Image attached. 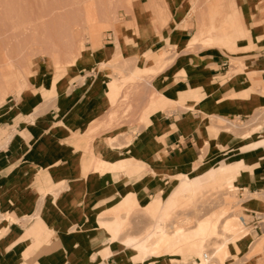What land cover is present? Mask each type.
I'll return each mask as SVG.
<instances>
[{"label":"crops","instance_id":"0c3cea01","mask_svg":"<svg viewBox=\"0 0 264 264\" xmlns=\"http://www.w3.org/2000/svg\"><path fill=\"white\" fill-rule=\"evenodd\" d=\"M187 1L138 0L121 23L124 46L111 32L80 57L98 70L65 72L55 90L40 77L0 105V264H166L161 256L175 255L178 238L206 240L200 228L156 229L180 202L209 184L227 187V178L264 193V125L233 132L218 124L264 108V0H207L197 25ZM166 51L142 89L144 121H110L111 87L121 95L125 87L116 90L113 64H104L122 56L132 73L146 57L155 69ZM245 205L250 229L225 242L234 254L264 234L252 215L264 212V197ZM242 225L240 216L229 231Z\"/></svg>","mask_w":264,"mask_h":264},{"label":"rangeland","instance_id":"374dc122","mask_svg":"<svg viewBox=\"0 0 264 264\" xmlns=\"http://www.w3.org/2000/svg\"><path fill=\"white\" fill-rule=\"evenodd\" d=\"M137 3L138 0H0V61L3 60L2 65L0 62V105L8 99L19 98L16 90L21 80L26 83L24 85L21 82L22 91H29L32 84L40 77L48 79L46 84L55 90L56 82L65 72L77 78L78 70H85L84 66L92 67V72L98 70L99 65L93 61L90 63L87 60L80 61V57L86 51L95 54L98 47L105 42L108 34L115 32L114 25L123 26L121 23L129 19L128 15L131 9L135 10ZM206 4L207 0H188L184 5V10L191 13L189 20H193L197 25L199 18L207 19ZM88 6L92 7V14H95L101 28L97 37L91 32L87 19ZM215 11L217 15H220L221 9H215ZM96 41L99 42L95 43ZM118 42L124 46L123 41ZM201 44L210 45V42L201 41ZM167 54L166 51L165 57L163 56V60L155 65V69L148 67L149 62L146 61V57H140L136 63L140 67L135 66L132 73H125L129 70V60L120 61L122 56L104 64L107 68L108 65L113 64L112 72L117 82L116 90L119 91L125 87L122 95L118 92L115 94V87H111L112 84H110V102L113 106L109 112L110 121L115 120L117 124H123L138 114H141L139 120L144 121L143 113L146 109H137L141 102L142 89L149 82V76L165 65ZM2 55L7 57H2ZM4 58L6 64H4ZM143 65L145 66L142 67ZM87 72L89 71L85 70L81 74L84 75ZM5 85L10 91H6ZM155 96L156 94L152 92L149 96L150 100ZM262 112L264 113V108L256 110L252 119L250 117L246 121L225 117L223 120H218V124L222 126L221 130L237 132L236 125L239 124L242 131H249L259 125H264V115L260 117ZM248 120L250 122H247ZM123 138L130 140L129 136ZM263 194L243 192L238 185L233 189L217 184L216 186L207 185L195 198L180 202L178 207L169 212L165 218L153 224L163 233H177L179 231L191 232L199 229L201 223L213 221L212 228L216 232L208 235L206 240L197 237L188 240L178 238V243L175 241L172 245L175 255L169 253L161 257L166 259V264H187V261H193L195 257L201 259L199 264H204L202 254L207 252L209 255H214L210 264H263L264 234L259 236L250 247L244 249L243 253H232L230 250L233 244L227 245L229 249L227 252V246L221 252H217L227 238L236 240L250 229L252 216L248 215L250 212L245 210L250 209L245 202L250 198L264 197ZM144 215L148 213L145 212ZM240 216H242V228L229 231V227L232 228L235 222L238 223ZM158 224L165 225L158 227ZM151 225L152 223L149 225V230H153ZM260 225L264 229V221ZM257 242L261 244L258 245V249H255ZM196 243L197 246L194 245Z\"/></svg>","mask_w":264,"mask_h":264},{"label":"bare ground","instance_id":"6f19581e","mask_svg":"<svg viewBox=\"0 0 264 264\" xmlns=\"http://www.w3.org/2000/svg\"><path fill=\"white\" fill-rule=\"evenodd\" d=\"M255 2H259V4L260 3H263V0H255ZM91 6H93V4L91 5ZM92 7L90 8L89 6L87 7V10H86V14L88 15V22H89V25H90V28H91V32L93 33V34H96V37L98 36V32L100 31V27H99V25H98V23H97V20H96V17H95V14H92ZM46 15V14H45ZM28 16V15H27ZM32 16V15H31ZM24 17V16H23ZM29 18V17H28ZM43 18H46V17H43ZM31 19V18H30ZM21 20V19H20ZM23 20V19H22ZM40 20V19H39ZM25 21V20H24ZM23 21V22H24ZM42 21V20H41ZM26 23V22H25ZM36 23V22H35ZM24 24V23H23ZM27 24V23H26ZM119 25V24H118ZM127 26H129V25H127ZM22 27V26H21ZM114 30H115V33H116V36H117V39H118V41H123V36H124V33H125V30H126V27H124V26H121L120 25V27H118L117 25H114ZM91 33V34H92ZM7 55V54H6ZM161 55H163V53H161L160 54V56ZM3 56H5V55H2V57ZM5 57H7V56H5ZM54 57V56H53ZM54 58H56V56L54 57ZM8 60V59H7ZM1 62V65H2V63H3V60L2 61H0ZM7 63H8V61H7ZM4 64H6V62H5V58H4ZM9 64V63H8ZM0 65V66H1ZM6 86V85H5ZM6 88H7V86H6ZM9 90V88H7V90L6 91H8ZM10 91V90H9ZM16 92H17V94H18V96L19 95H21V94H23V91L21 90V88H20V86L18 87V89L16 90ZM9 93V92H8ZM22 96V95H21ZM22 99V98H21ZM264 115V113L262 112L261 113V115H260V117L262 118V116ZM259 117V118H260ZM224 160V159H223ZM216 164V163H215ZM228 179V182H226L227 184V187H229L230 189H233V188H236L237 186L234 184V183H232V182H230V179L231 178H227ZM211 227H212V224L211 223H201V225H200V231L201 232H203L204 233V239H207L206 238V236H210V231H211ZM237 230V229H236ZM222 247L221 248H219V250L220 249H224V248H226V244L224 243L223 245H221ZM213 256L214 255H209L208 256V258H206V259H204L203 258V263L204 264H210L211 262V259L213 258ZM199 264V263H198Z\"/></svg>","mask_w":264,"mask_h":264},{"label":"built area","instance_id":"2783aa9c","mask_svg":"<svg viewBox=\"0 0 264 264\" xmlns=\"http://www.w3.org/2000/svg\"><path fill=\"white\" fill-rule=\"evenodd\" d=\"M107 40H110L111 39V33L108 34V36L106 37ZM252 215H253V226L254 227H257L258 225H260L263 221H264V218H263V213H260V212H252ZM209 254L206 252L203 254V258L206 259L208 258ZM188 263L187 264H198L201 262V259L199 257H195V259L192 261V260H189L187 261Z\"/></svg>","mask_w":264,"mask_h":264}]
</instances>
